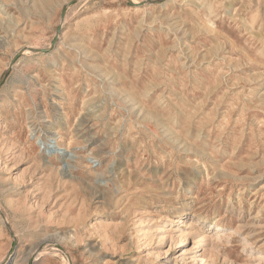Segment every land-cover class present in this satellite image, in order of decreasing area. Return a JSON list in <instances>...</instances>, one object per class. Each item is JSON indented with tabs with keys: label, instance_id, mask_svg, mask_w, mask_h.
Returning a JSON list of instances; mask_svg holds the SVG:
<instances>
[{
	"label": "rangeland",
	"instance_id": "obj_1",
	"mask_svg": "<svg viewBox=\"0 0 264 264\" xmlns=\"http://www.w3.org/2000/svg\"><path fill=\"white\" fill-rule=\"evenodd\" d=\"M0 264H264V0H0Z\"/></svg>",
	"mask_w": 264,
	"mask_h": 264
}]
</instances>
